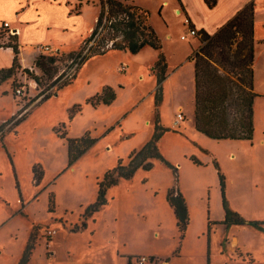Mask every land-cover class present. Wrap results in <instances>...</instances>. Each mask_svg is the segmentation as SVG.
<instances>
[{"label": "rangeland", "instance_id": "1", "mask_svg": "<svg viewBox=\"0 0 264 264\" xmlns=\"http://www.w3.org/2000/svg\"><path fill=\"white\" fill-rule=\"evenodd\" d=\"M165 1L169 3L135 0L149 10L168 61L169 76L162 82L158 104L157 78L152 70L158 51L149 46L137 54L112 49L91 56L72 83L42 101L40 91L51 81L44 78V84L38 86L33 80L42 76L39 70L29 69L34 67L33 58L43 52L77 50L91 34L100 12L98 0H83L79 15L57 8L52 11L50 4H42L55 16L59 14L61 21L66 19L64 26L51 25L49 31L41 21L33 26L34 32L49 34L54 41H21L19 59L26 67L20 64L0 85V126L17 111L16 118L28 111L25 120L15 126L8 122L0 133V264H128L123 254L154 251L172 257L180 243L182 256L174 255L171 264H206L207 244L202 253L195 239L207 229L209 217L225 219L219 170L225 177L228 206L245 221L231 224L230 235H236L264 264V98H258L255 105L252 141L216 140L198 131L195 61L191 56L203 45L202 34L199 30L196 36L188 34L186 14L175 13L180 7L178 0ZM184 1L201 21L216 15L206 10L203 0ZM184 34L188 35L186 40L181 38ZM46 44L52 49L46 50ZM56 64L59 75L63 74L58 85L71 71H65V60ZM232 69L241 75L237 68ZM107 85L117 93L110 105L88 102ZM180 109L186 118L176 126L175 114L182 113ZM156 115L166 129L158 146L169 165L155 158L152 169L140 168L133 178L110 187L108 203L93 219H87V227L82 226L84 209L97 198L98 179L115 168L119 159L126 164L132 151L151 139ZM84 136L96 141L70 165L67 138ZM38 165L43 171L39 182L33 173ZM172 187L180 189L189 211L190 223L183 237L166 199ZM214 225L218 227L214 241L217 255L212 261L244 264L240 261L252 260L240 249L221 255L218 239L230 226ZM33 233L36 240L31 254L24 258ZM223 244L226 249L227 238Z\"/></svg>", "mask_w": 264, "mask_h": 264}, {"label": "trees", "instance_id": "2", "mask_svg": "<svg viewBox=\"0 0 264 264\" xmlns=\"http://www.w3.org/2000/svg\"><path fill=\"white\" fill-rule=\"evenodd\" d=\"M98 1L100 12L96 25L77 50L69 53H40L35 58L33 65L42 72V76H34L33 80L38 86L44 84L42 83L44 78L46 81H51L49 86L40 91L43 96L42 101L57 95L60 89L72 83L81 66L91 56L105 54L112 49L137 54L144 47L149 46L158 51V59L155 61L152 70L157 78L156 103H160L162 100V82L168 75V61L163 51L162 41L150 21L149 10L137 4L135 0ZM205 1L210 7H213L217 0ZM82 6L83 0H78L72 13L80 14ZM254 10V3H248L232 20L214 34L201 29L200 40L203 45L191 56L195 61V127L198 131L216 140L252 141L254 139V101L258 95L254 91L253 79ZM1 38H6L7 41H0V47L12 48L14 59L10 68L0 70V85L10 78L17 68H20L18 34H9V30L2 25L0 27ZM60 60L68 62L65 71L70 70L71 73L67 80H62L56 85L58 79L61 80L63 75H59L60 68L56 64ZM232 68L241 71V75H237ZM24 71L27 74H32L29 73L28 69H24ZM51 86L55 90L50 91ZM116 97V90L107 85L101 93L89 98L88 102L93 106L101 103L110 105ZM27 112L20 118H16V113L5 121L0 126V133L1 128L8 122H13V126H15L25 120ZM165 131L160 116L156 115L154 134L151 139L141 148L133 150L126 164L122 159H119L115 168L107 170L102 178L98 179L97 198L94 203L84 209L82 226H86L87 219L94 216L108 203L107 193L110 187L117 185L122 179L133 178L140 168L152 169L154 166L153 159L161 158L163 160L158 142ZM95 141L88 136L67 138L69 164L72 165L80 158ZM194 162L196 163V161ZM36 167L39 169L37 170ZM40 167L38 165L33 168L34 178L37 182L43 175ZM219 177L225 210L223 223L227 227L231 224H244V219L228 206L224 191L225 177L220 170ZM166 199L174 211L176 226L183 237L190 223L186 199L180 189L176 187L167 191ZM34 240H36V235L33 233L24 258L31 254ZM151 258L154 259V257Z\"/></svg>", "mask_w": 264, "mask_h": 264}, {"label": "crops", "instance_id": "3", "mask_svg": "<svg viewBox=\"0 0 264 264\" xmlns=\"http://www.w3.org/2000/svg\"><path fill=\"white\" fill-rule=\"evenodd\" d=\"M77 2L78 0H0V27L4 25L5 22H8L9 27L14 32H16V34H18L19 42H20V54H21V51H22L21 41H36L38 39L39 40L46 39L47 41H54L52 40L49 34L46 35L43 33L34 32V29L32 28L33 26H36L37 24H39V21L43 22L46 25V28L48 31L51 25L64 26V23L66 22V19L65 21L64 20L61 21L59 18H57L59 14L55 16L53 12L48 11V9H46L42 5L43 3L50 4L51 5L50 10L52 11L57 8L56 10H59V11L61 10L62 12L64 10V13L66 12L69 15V14H74L72 13V10L75 8ZM178 2L177 3L180 7L175 8V13L179 15L178 13L180 11L181 14L184 12V14L189 16L188 17L185 15V20L187 18L188 19L190 18L193 26L187 24L188 29L190 30L191 28H195L196 30H199V31L201 29H204L210 34L216 33L221 27L226 25L248 3H251V2L254 3L255 52H254V71H253L254 78L253 79H254V91L258 94L254 101V109H255L257 99L264 98V0H217L216 4L213 7H210L206 3V1L203 0V5L206 8V10L213 11L214 13H216V15L210 16L207 21H201L196 16H194V14H192V11L190 10L189 5L188 3H186V1L178 0ZM164 3L168 4L169 1L164 0ZM68 5L71 8L66 9L65 7H68ZM181 9H184V11ZM193 36H196V35H193ZM45 46L49 48L51 47L50 49H52V46L50 44H46ZM43 53L47 54V52H43ZM20 54H19V57H20ZM37 56L33 58V62ZM13 59H14V53H13L12 48L0 47V70L10 68L13 64ZM19 63L22 66L26 67L20 61V59H19ZM168 76H169V72H168L167 77ZM179 111H182V110L180 109ZM182 113L184 114L183 111ZM184 117L186 118V116ZM175 119H176V114H175ZM254 135H255V110H254ZM223 140H230V139H223ZM93 217L94 216L90 217L89 219H93ZM223 222H224V217H222L219 220H213V219H210L209 217L208 222H207V229L201 232V235L197 236V239H195V241L198 242V246L200 250L202 251V253L204 250V244L205 243L207 244L205 248L206 255H207L206 264H216V262L211 260V258H215L217 255L216 250L214 248V241L216 239L218 227H216L214 224L225 226ZM87 225H88V222L86 221V227ZM231 227L232 226H230L227 229L226 234L222 232L221 237L218 239L219 245H220L219 247L220 254L224 255L226 250L232 253L234 249L236 250V252L238 251V249H240L242 250L244 254H249L252 258V260L249 262L248 261H240V262H245L244 264H263L257 261L256 258L253 256L252 252L248 250L247 248H245L243 244H241L238 241L236 235H232V236L230 235L231 230H232ZM155 235L159 236V232L157 231ZM226 238H227V244H226V249H225V245L223 243L226 240ZM182 247H183V243H180V246L173 252L172 257H170V255L163 256L154 251H147L145 253L136 254V255L123 254L122 256H125L127 258L128 264H138L136 258L142 255L154 257V260L152 258L151 259L153 262L156 260L157 264H171V261L174 260V255L175 257L182 256V253H183ZM156 262L151 263V264H155ZM237 264H240V263H237Z\"/></svg>", "mask_w": 264, "mask_h": 264}, {"label": "built area", "instance_id": "4", "mask_svg": "<svg viewBox=\"0 0 264 264\" xmlns=\"http://www.w3.org/2000/svg\"><path fill=\"white\" fill-rule=\"evenodd\" d=\"M185 22L187 23V24H189L190 25V20L187 18L186 20H185ZM4 27H6L8 30H9V34H16V32H14L10 27H9V23L8 22H5L4 23ZM188 34H191V35H197L198 34V32H197V30L195 29V28H191L189 31H188ZM183 40H186L187 38H188V35H182V37H181ZM46 48V50H50V48L49 47H45ZM29 69L31 70V72H33V71H36L37 69H36V67L34 66H30L29 67ZM17 92L19 93V94H21L22 93V90H21V88H19V89H17ZM184 120V115H183V113H178L177 115H176V119H175V121H174V125H176V126H178L182 121ZM136 260H137V262H138V264H145V263H147V262H150V263H154L153 261H152V259H151V257H149V256H146V255H142V256H138L137 258H136Z\"/></svg>", "mask_w": 264, "mask_h": 264}, {"label": "bare ground", "instance_id": "5", "mask_svg": "<svg viewBox=\"0 0 264 264\" xmlns=\"http://www.w3.org/2000/svg\"><path fill=\"white\" fill-rule=\"evenodd\" d=\"M167 3V2H166ZM179 14V13H178Z\"/></svg>", "mask_w": 264, "mask_h": 264}]
</instances>
